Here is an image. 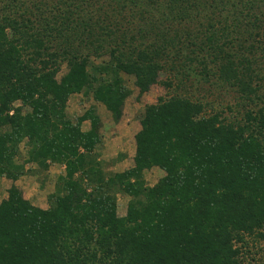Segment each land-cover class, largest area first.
<instances>
[{
	"label": "trees",
	"instance_id": "1",
	"mask_svg": "<svg viewBox=\"0 0 264 264\" xmlns=\"http://www.w3.org/2000/svg\"><path fill=\"white\" fill-rule=\"evenodd\" d=\"M3 2L0 177L16 181L25 163L65 170L44 209L15 184L7 189L0 264H241L245 235L264 239V91L252 86L263 74L252 58L236 61L217 45L213 31L204 48L188 32L200 15H223L228 0ZM240 5L233 0L229 13L244 15ZM195 63L259 104L238 123L206 115L185 95L159 97L139 119L132 166L108 172L95 106L72 118L69 97L93 99L117 122L131 93L123 75L142 95L164 68L182 81ZM153 167L164 174L149 186L144 172ZM119 194L128 197L123 216Z\"/></svg>",
	"mask_w": 264,
	"mask_h": 264
},
{
	"label": "rangeland",
	"instance_id": "2",
	"mask_svg": "<svg viewBox=\"0 0 264 264\" xmlns=\"http://www.w3.org/2000/svg\"><path fill=\"white\" fill-rule=\"evenodd\" d=\"M19 1L17 0L18 4H20ZM232 1L228 0V2L220 5L218 11L223 15H214V20L203 19V16L200 15L198 17L201 19L190 23L192 27L188 30L190 41L193 42L195 39L200 48H204L205 44L199 42L204 41L205 37L213 31L217 45L232 54L236 61H239L242 56L255 60L253 66L261 68L263 77L261 79L254 78L252 86L263 92L264 15L262 14H264V0H249L251 3H245L247 6L245 10L243 5L246 0H236V2L241 3L238 10L243 8L244 15L229 13ZM6 3H9V0L1 3V6ZM248 9L250 15H246ZM230 11H233V9H230ZM209 23L213 24V28H209ZM193 49H196L197 52L200 50L197 47ZM213 60L214 58H207L205 61L211 65L214 63ZM194 66V70L189 72L187 79L184 77L182 81L179 79L180 74H175L169 67L164 68L159 73L157 82L142 95H139L138 89L133 83V78L123 75L131 93L125 100L122 116L117 122L113 121L110 113L102 104L95 102L93 99L86 98L81 94H72L69 97L66 111L72 118L80 116L88 107L95 106L96 112L101 118L99 133L102 141L98 149L104 167L108 172L123 171L132 166L135 152L134 135L140 129L139 119L144 108L149 104L156 103L159 97L167 98L175 94L185 95L202 102L206 115L220 113L228 121L238 123L245 122L243 120L244 113L259 104L250 92H244L237 86L236 82L230 81L229 84L218 78L211 67L208 68V75H204L203 72L198 71L199 64L195 63ZM166 83H171V86H167ZM15 105L19 104L16 103ZM81 128L84 131L88 130L89 122L84 121ZM24 150L23 145H21V152L24 153ZM64 167L63 164L55 163L50 164L48 170L42 171L38 170L35 164L25 163V172L16 181L0 177V201L7 196V189L10 185L15 184L26 199L40 208H47L48 195L54 190L57 176L64 173ZM163 174L164 172L157 167L146 170L144 177L147 185L152 186L155 184ZM127 201V196L117 195L116 210L118 215H125ZM240 258L241 264H264V239L246 234Z\"/></svg>",
	"mask_w": 264,
	"mask_h": 264
}]
</instances>
